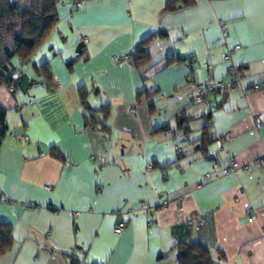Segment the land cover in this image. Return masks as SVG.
<instances>
[{
	"label": "crops",
	"instance_id": "crops-1",
	"mask_svg": "<svg viewBox=\"0 0 264 264\" xmlns=\"http://www.w3.org/2000/svg\"><path fill=\"white\" fill-rule=\"evenodd\" d=\"M56 1L50 35L11 61L21 76L0 70L19 83L0 81V264H178L179 242L264 264V0ZM189 65L198 81L239 80L198 103Z\"/></svg>",
	"mask_w": 264,
	"mask_h": 264
},
{
	"label": "trees",
	"instance_id": "trees-1",
	"mask_svg": "<svg viewBox=\"0 0 264 264\" xmlns=\"http://www.w3.org/2000/svg\"><path fill=\"white\" fill-rule=\"evenodd\" d=\"M185 3L188 1L184 0ZM56 0H17L10 2L0 0V70L11 71V61L14 58L25 61L37 47L47 39L56 25L57 15L55 12ZM162 35L163 33H157ZM154 36L142 40L133 51L131 60L139 66L148 60L145 54V46ZM44 75L48 76L47 66H39ZM1 76V75H0ZM21 76V75H20ZM0 81L7 86L15 88L19 83L10 76L0 77ZM80 101L85 104V92L79 89ZM86 105V104H85ZM97 112L92 110L90 116L85 119L86 126H95L99 119L95 117ZM0 124L3 125V113L0 112ZM208 125H205V129ZM3 132L4 128L1 129ZM205 135L206 131H205ZM57 157L61 154L52 151ZM12 237L9 226L0 222V255L10 248ZM178 264H216L211 251L198 243L179 242L176 246ZM68 264H85L74 256H69Z\"/></svg>",
	"mask_w": 264,
	"mask_h": 264
},
{
	"label": "built area",
	"instance_id": "built-area-1",
	"mask_svg": "<svg viewBox=\"0 0 264 264\" xmlns=\"http://www.w3.org/2000/svg\"><path fill=\"white\" fill-rule=\"evenodd\" d=\"M85 0H70L71 10H80L85 7ZM221 33L224 36L226 34V29L224 25L220 26ZM240 46L236 45L233 47V50L239 49ZM129 59L128 55H124L122 57H114V61H119V59ZM225 60L229 59V55H225ZM190 66L191 74L188 77L189 81V90L192 94L193 100L195 102H205L208 100L209 95L219 89L223 88H235L236 83L239 80V75L236 73V71H233L232 69L229 70V76L226 80H205V81H198L195 77V75L192 73L193 67ZM22 74V71L19 69H11L9 72V75L14 76H20ZM54 85L59 86V81L57 79L54 80ZM255 119V125L260 128L264 126V112L258 113L254 115ZM17 139L28 141V138L26 136L17 135ZM255 163H257L260 166H264V154L258 158L255 159ZM216 167V164H213V168ZM238 167V164L235 161H232L230 163V166L228 168H225V171L234 170ZM243 168L248 171L250 169L249 164H246L243 166ZM204 219L202 217L190 219L187 221L189 225L193 226H200L203 224ZM125 227V221L122 219H119L117 223L113 227L114 234H120Z\"/></svg>",
	"mask_w": 264,
	"mask_h": 264
}]
</instances>
